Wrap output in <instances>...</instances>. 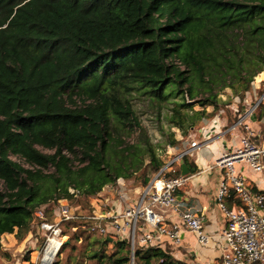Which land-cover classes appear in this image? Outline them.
Returning <instances> with one entry per match:
<instances>
[{"label": "trees", "instance_id": "16d2710c", "mask_svg": "<svg viewBox=\"0 0 264 264\" xmlns=\"http://www.w3.org/2000/svg\"><path fill=\"white\" fill-rule=\"evenodd\" d=\"M263 71L264 0H0V250L4 235H39L37 210L53 221L64 200L87 216L91 199L120 179L131 191L150 184L163 148L142 127L131 94L171 103L166 119L187 137L222 110L236 121ZM136 129L140 138L127 142ZM168 139L181 145L176 132ZM93 224L64 223L71 236L60 253L83 237L92 248L81 257L95 264H187L160 245L133 252L127 239L107 254L114 242L92 233Z\"/></svg>", "mask_w": 264, "mask_h": 264}, {"label": "built area", "instance_id": "2783aa9c", "mask_svg": "<svg viewBox=\"0 0 264 264\" xmlns=\"http://www.w3.org/2000/svg\"><path fill=\"white\" fill-rule=\"evenodd\" d=\"M251 85V89L245 93L243 110L227 130L230 132L242 129L244 136L241 142L224 152L209 168L212 171L221 170L215 204L226 221L221 235L224 241L222 264H264V193L255 192L245 174L252 172L264 176V133L252 126V122L258 117V109L264 107V71L254 78ZM240 103L241 99L235 98L233 109H237ZM247 103L249 106L245 107ZM220 114L224 115V110ZM259 120L264 125V113ZM200 146L197 141H193L189 149L172 155L136 198L129 196L124 181L120 179L118 187L114 189L117 190L119 186L123 188L118 190V201H125L127 206L124 209L110 207L107 201L99 200V204H102L99 213L79 216L73 212L76 208L72 209L61 200L54 206L53 221L47 220L44 210H37L35 215L40 220L37 225L38 234L44 241L36 250V258L32 264H54L67 240L63 224L84 218L94 222L92 233L97 232L108 238L115 235L119 239H127L134 252L137 246L159 245L163 237L174 243H181L180 228L167 225L162 213L172 210L179 215L183 226L197 235L201 245L210 243L211 236L204 229L202 217L192 211H182L177 203V191L189 180L188 175L181 173V162L192 149ZM169 149L171 147L163 153L164 159L168 156ZM178 168L179 175L172 176ZM229 202H233L232 207H229Z\"/></svg>", "mask_w": 264, "mask_h": 264}, {"label": "crops", "instance_id": "0c3cea01", "mask_svg": "<svg viewBox=\"0 0 264 264\" xmlns=\"http://www.w3.org/2000/svg\"><path fill=\"white\" fill-rule=\"evenodd\" d=\"M248 106V103L245 104V107ZM262 113H264V107L258 109V117L252 122V126L257 130L261 129L264 133V125L259 120ZM216 117L209 122L207 127L201 126L197 134H192L201 146L192 149L186 158L190 165L197 168V172L191 173L188 168L189 166L185 163L189 171L187 174L189 180L177 191V203L180 209L182 211L195 212L202 217L204 229L211 236L210 243L201 245L198 242L197 235L188 231L183 226L182 220L175 211L167 210L162 212L166 217L167 225L178 226L180 228L182 241L181 243H174L170 239L163 237L159 245L162 249L170 251L176 259L187 264H222L221 255L223 253L224 241L221 235L226 221L215 204V195L221 177V170L214 169L212 171L209 168L224 152L239 145L244 134L242 129H233L227 132L235 121L229 124L228 117L225 115L220 114L216 115ZM183 141L182 146L173 148L174 152L172 148L169 149V153L174 155L183 149H189L191 142L187 139ZM193 167L192 169H194ZM245 174L251 188L253 187L255 192L260 191L264 193V176L252 172ZM123 184L126 185L125 182ZM142 189L140 187L134 191L128 190V194L130 197L136 198L135 195H138ZM133 192H135V195H133ZM106 201L110 203V207H115L116 209H124L127 206L125 201H118V199L112 200L110 198ZM230 204L233 206V202H230ZM33 261L31 260L30 263L26 262V264H32Z\"/></svg>", "mask_w": 264, "mask_h": 264}, {"label": "rangeland", "instance_id": "374dc122", "mask_svg": "<svg viewBox=\"0 0 264 264\" xmlns=\"http://www.w3.org/2000/svg\"><path fill=\"white\" fill-rule=\"evenodd\" d=\"M228 94L229 93L225 92L220 97L224 101H228V97H230ZM170 101H174V99L171 98ZM131 104L133 106V109L136 111V114L141 121V125L146 130L147 135L150 138L151 142L155 145L159 143L162 144L163 149L159 148L158 150L159 153H161L160 156L163 155L164 149L169 147L167 144L169 142L168 139L169 133L176 132L177 137L181 141L180 146H182V144L184 143L183 140L185 139H187L189 142L192 143L193 141H196L194 138L195 136L193 135L195 133L196 134L198 133V129L201 126L207 127L209 122H211V120L215 119L216 117L215 116L213 119H207V118L202 119L196 124L195 127H193L192 131L189 133L187 137H182V133L179 130L172 128V124L169 123L168 120L166 119L167 113L170 114V107L172 106L171 103L166 104V103H161L159 101L153 102L147 97L140 96L137 93H133L131 94ZM195 108L201 109L198 105H196ZM206 111L207 113H210L213 111V108L207 107ZM140 135H141L140 131L136 129L134 132L131 133V135H128L125 139L127 142L133 143L140 138ZM172 150L174 152L173 148ZM44 151L46 153H52V151H48V150H44ZM171 155H172L171 153H168V156L165 157L164 160L168 162L171 159ZM14 159L20 162L21 164H23L25 167L30 168V166L27 165L23 160H19L16 158ZM125 186L127 191L133 189L129 185H125ZM117 187H118V182L113 187L110 186L105 188L104 191L100 194L101 196L91 199L90 207H93V211L95 213H99L102 207L101 202L99 204V200L106 201L109 200L110 198H112V200L114 199L119 200L118 190H123V188L119 187L117 190H115L114 188ZM0 188H2L1 183H0ZM71 192H74V190H71ZM135 192H133V195H135L134 194ZM135 196L137 197L138 195L136 194ZM63 203L68 204V202L64 200ZM108 206H110V203ZM102 210H105V208H103ZM94 212L89 214H93ZM72 231L74 232L76 230H72ZM95 233L99 234L97 232ZM70 236L71 234L67 235L66 239H68V237ZM40 238L41 236L38 235L36 238L33 239L26 238L25 240L21 241L17 239L15 234L4 235L1 239L2 249L0 250V264H26V262L30 263L31 260L33 261L36 258V250L41 246ZM109 238H111L114 243L108 244L105 247V252L107 254H112L116 252L117 247L115 243L116 241L119 240V238L115 235H110ZM83 240L84 238L80 237V240L78 241L76 246V250L74 251L66 250L63 253H60L55 264H95V262H90V261H86L85 259H82L80 250L82 249L84 251L83 256L87 258L92 248L90 241L84 244ZM79 245H81L82 247H79ZM138 247L140 246H137V248ZM69 252H72L71 256H69ZM80 257H81L80 259L81 261H77L79 260ZM132 264H134V261L132 262Z\"/></svg>", "mask_w": 264, "mask_h": 264}, {"label": "water", "instance_id": "95a60500", "mask_svg": "<svg viewBox=\"0 0 264 264\" xmlns=\"http://www.w3.org/2000/svg\"><path fill=\"white\" fill-rule=\"evenodd\" d=\"M181 166H182V174L183 175H187L189 173L188 169H187V166L184 162V160L181 162ZM108 240H112L111 238H108Z\"/></svg>", "mask_w": 264, "mask_h": 264}]
</instances>
